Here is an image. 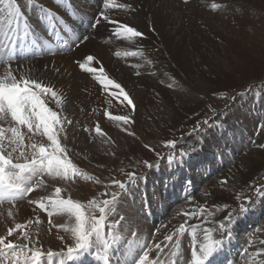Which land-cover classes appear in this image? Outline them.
I'll return each instance as SVG.
<instances>
[{
    "label": "bare ground",
    "instance_id": "1",
    "mask_svg": "<svg viewBox=\"0 0 264 264\" xmlns=\"http://www.w3.org/2000/svg\"><path fill=\"white\" fill-rule=\"evenodd\" d=\"M210 1L212 0H189V2L185 4L183 0H115L116 4L126 3L131 7H125L123 9L113 8L110 10V15L115 19L136 27L139 31L144 33L140 38H132L129 40L116 36L114 30L106 24L101 25L98 30L95 31L89 28L95 13L99 8H102V4H100L101 0H55V3L62 8H67L70 4L73 9L78 10L75 11V14L85 20V27L79 28L80 32L77 33V37L80 36L81 31H85V34L90 36L86 46L78 45L73 47V41L75 40L65 31V26L66 28L69 26L78 28L77 26L67 23L65 26H62L57 23V28L61 31V35L57 38V42L54 41L55 38L50 41L49 38L45 37L49 40V43L46 44L49 50H44L40 57H37V55L44 49L45 40H42V44L40 45L37 43V46L30 47L24 53H21L18 49L14 51L13 54L15 53V55L20 53L21 57H30L20 61L16 60L18 58L9 60L7 49L0 50V76H3L5 69L11 66L10 70L13 71L17 79L21 77L26 79L39 78L40 82L54 87L58 93L56 99H58V97L65 99V111H68L67 113L73 111L76 114L77 112L73 120L76 122L77 120H81V122H83L82 124L88 126V128L86 127L87 129L91 126V129L99 126L101 132H103L107 138H105L106 136L97 135L96 133V135H93V138L95 136V138L104 139L107 142L109 150L106 152L105 156H103V154H105L104 152L98 151L99 148L103 147L101 142V144L96 143L99 142V140L95 139L94 143L87 142V133L80 130L84 125H82L80 129L77 126H75V128L73 126H66L67 129L63 132V135L59 133L58 136L59 138L66 137L69 141L75 140L76 144H78L76 148L78 152L88 155L96 165L101 166L95 168V170H97L96 172H98L100 176L109 177L117 170L116 168H118V166L133 160L131 155L135 154V145L140 148H142L141 146L145 147V145L148 147L149 145L155 146V139L153 138V141L151 139L153 136L148 137L145 134L149 129H151L152 132V128L156 127L158 129L156 136H159V138H168L170 133L172 134V127L175 125L182 124L183 126L187 121H195L197 119L195 111L197 107L203 105V100L197 98L194 91H198L202 96H207L211 92L225 89L227 83L226 81H222V76H226L224 75L226 73H228L227 76L231 79V88L240 89L247 86L252 78L258 77V73L264 70V13H262L261 17L257 20L252 19L250 14V10H264V0H220V2H224L225 4L222 5V10L217 8L210 9L212 7H207L210 5ZM47 2L51 3V0H47ZM21 3L26 5L27 0H21ZM214 3L218 2H212V4ZM33 4L37 5V8H30L29 15L32 20L36 22L34 34L37 40H39L42 35L40 31H37V28L38 30H46L47 23L43 19V14L38 10L39 0H33ZM239 7L242 11L240 14H238V11H240ZM68 13L71 17L74 16V11L72 9ZM61 44L67 46V53H58V47ZM132 53L136 54L132 55ZM86 54H92L97 57V61L88 64V67L96 69V71L92 73L80 69L76 63L77 60H81ZM72 61H74V63H72ZM100 67L104 68L103 74L105 76L120 83L129 93L130 98L133 99L136 105L133 117L137 120V123L140 124L136 133L140 135L139 141L141 139L142 144H140L141 141L139 142L133 138L127 139L126 135L121 134L122 131L120 132V128L129 131L128 124L125 125L123 121L118 120V124L116 125V120L110 121L105 119L108 114L114 117L127 115V112L131 111L132 108L127 105V101L123 100L122 96L118 95L117 89L111 86H105L97 79V77L101 75L99 71ZM56 69H59V71H56ZM174 80L178 81L183 86L188 85L189 89H192V92L187 94L178 93L180 100L177 101L170 90H168L170 89L169 84H172ZM165 83L166 85H164ZM69 97H71L72 102H74V107L72 103L68 104L67 99ZM86 105L92 108L90 109L92 112L86 111ZM158 109L162 111L161 113L165 120L164 125L160 124L157 120L160 117V114L156 115ZM237 110L239 113L237 123L234 125L229 123L227 128L230 130H234V128H244V130L242 129L244 131L243 136L239 137L240 143H242L241 150L239 151L244 150V146L251 142V149L246 150L242 157L240 155L238 159V161H242L241 164H243V166H229V169L223 171L220 177L218 176V178H216L215 183V188H218L221 185L220 182L225 178V180L228 181L225 188L223 186L220 191L217 189L218 192H208V196H205L204 199L202 198L200 201L195 200L193 203L181 209L180 212L178 211L179 213L177 216L172 215L171 221L166 223L165 227L159 229L160 234L154 239V243H157L160 239H164L166 235H171L175 229L180 227L179 224L182 222L187 223L189 217L185 214H189L192 220L189 222L190 230L188 232L191 233V237L195 235L194 242L198 245L196 247V243L190 244L189 240H187L188 238L185 239L186 235L181 236L180 240L187 242L189 246L186 248L187 252L195 249L197 250L198 248L200 253L197 252V255L202 257L205 246L208 244H215L216 242L209 236L211 235L210 232L213 230L212 227L217 229L221 228V225L224 226L227 222H232V232L225 240H218L223 244H220L204 263L233 264L235 262L234 257H237L236 261L238 264L260 263L258 259L261 255H264V245L241 251L240 248H237L239 242L237 232L240 228L249 227L247 223L252 222H247V220L250 221L251 218H256L255 221L257 220L256 215L264 208V194L261 198V206H257L254 212L249 213V210H247L240 215H231V220H229L231 208L236 202L235 199H237L240 193L246 190L244 188L253 180V176L259 172L264 165V148L259 147L260 144H264V127L256 136H253L250 127L256 126L257 121H255V118H250L249 115L244 117L246 113H242L243 111H241L240 107L239 109L237 108ZM67 113L64 112L65 116ZM167 113L171 118L167 119ZM93 119L98 122L94 124ZM141 126L144 128H140ZM25 127L27 128L26 125H19L18 122L14 121L10 113H8L4 119L0 120V128L4 129L2 140H6V142L2 143L0 141V143L4 145L7 151L10 148L8 147L9 142L13 139L11 132L12 128H17L20 131L23 137V151H25L26 155H28L29 149L32 150L30 147L32 141H39L40 143L43 141V139L39 137V134H37L38 132L32 137L35 138V140H30L28 130ZM214 128L213 132L209 133L204 139L205 141L203 142L202 148L208 146L212 148L221 147L224 141L221 139L222 137L216 128L220 131L222 130V126H214ZM174 134H176L177 141L184 139V134L182 132L176 130ZM14 153L19 156V151ZM210 153H212V151H209V154ZM145 155V158L150 162L157 160L152 148L147 149ZM223 155L227 156L229 160V155L231 154L228 155L225 153ZM189 157L180 158L172 162V165H166L164 170L165 175L167 176L170 171H174L175 168L179 170L185 165L188 167L187 171H190V165L196 159L202 160L201 157L198 158L199 156H193L194 160H189ZM219 159V161H222V157L219 156ZM14 162H16V160ZM178 170L176 169V171ZM152 172L153 171L148 168L144 173V177H140L138 180L139 182L135 181V187L137 186L144 191L147 205L151 202L149 196L152 190L147 189L146 184L150 182L148 179ZM157 173L158 172L155 173L154 178L158 176ZM187 173L191 174L190 172ZM181 174L180 171L179 176H182ZM205 174L206 171H203V176H205ZM193 177L195 178V176H192V178ZM42 178L46 179V181L43 182V186L40 187L41 190L25 195V197L28 198V202L26 200V202L18 204L13 214V219L7 218L6 213L8 210H5V207H0V236L6 237L5 234H7L9 228L14 226L13 223L15 222L22 223V227L27 223V226H24L25 229H20L18 234L15 235L16 240H12L10 237L6 238L12 243L16 241L21 242L20 239L22 235H25L24 233L28 234L32 229L31 231L33 232H30L32 233L30 235H34V239H32V241H26L25 243H45L48 246L34 248L29 247L28 244V247H17L16 251L20 253V264H25V261L30 259L32 252L36 250H39L41 253L43 252L38 264H61V261H63V264H86V262L89 261L87 258L90 257L91 253H94L92 259L96 264H108L110 252L112 253V251L119 252V254H117L118 256H116L119 262L126 261L127 263H131L134 261V258L136 259L132 252L135 249L134 247H131L130 250V247L126 246L127 248H123V251H121V247H118L124 238L123 235L126 234V236H128L127 233L122 231L120 232L121 235L118 236L119 239L115 242L112 239L110 243H104L102 233L99 240L93 237L94 247L90 250V253L84 254L77 260H69L66 255L67 248L75 243L72 231L76 227L74 213H69L67 211L58 212L50 208L49 216H43V212L37 207V203L35 202L50 203V201L53 200L50 196L55 194L56 188H63L64 190L65 185L66 190L61 194L62 199H71L74 203H80L87 216L90 209L85 203L87 201L89 203L90 201H95L94 196L99 193V191H102L104 186L86 182L85 187H79L77 184L78 187H75V185H71L62 178L57 179L55 173H45L42 175ZM147 180L148 182L146 183ZM155 180H158V178H155ZM175 182L176 181H173V179L168 182L170 183L169 190H172V192L177 190H175ZM107 183V190L115 194L113 186L110 185L109 182ZM159 186L160 184L157 185L158 188ZM135 192H137L136 188H134V193ZM176 193L177 192H174V195H177ZM262 193L263 192H261V194ZM128 199L129 198H127V200ZM30 200L35 202L30 203ZM163 201L164 200L157 204H161L162 209L165 211L167 202L165 203ZM220 206L224 208L220 209ZM218 209H220L219 212H217ZM124 213L125 211L120 212L122 215ZM94 214L96 216L99 215L98 205L97 208H95ZM153 214L156 216L155 212H153ZM150 216H152V218L154 217L152 213ZM124 217L123 219L125 220L128 219L129 216ZM157 217L159 218V216ZM260 218L263 220L262 223L259 220ZM260 218L258 219L259 221L257 220L254 222V224L257 225L255 226L258 232L259 228L264 230L263 215H260ZM153 219L155 220V218ZM49 221H51V223H49ZM123 221H120L122 230L127 228V221ZM202 225L203 227L201 228L200 226ZM143 230V227H141L134 231L137 232L138 235L142 234ZM203 233H206V235L204 236ZM263 235L257 236V242H264ZM60 237L67 246L50 247L53 244L52 242L58 238L60 239ZM107 243L110 244L109 250H107V247H109ZM43 248H47L48 251H43ZM184 248L185 247H182V250H184ZM230 248H234L233 254L227 253ZM151 250L152 252L154 251L153 255L157 254L156 252L158 250L155 247H152ZM49 252L53 253L51 258L48 257ZM151 255L149 259L153 261L155 257ZM11 256L12 252L5 250L2 258H0V264H9ZM230 260L233 262H230ZM133 263L134 262H132V264ZM185 263L193 264V261L189 258L188 262Z\"/></svg>",
    "mask_w": 264,
    "mask_h": 264
},
{
    "label": "rangeland",
    "instance_id": "2",
    "mask_svg": "<svg viewBox=\"0 0 264 264\" xmlns=\"http://www.w3.org/2000/svg\"><path fill=\"white\" fill-rule=\"evenodd\" d=\"M214 1H217L218 3L212 4V2ZM19 2H21V0H19ZM222 5H225L224 2H220V0H212L210 1V5H208L207 7L209 8L212 7L210 9L217 8L219 10H222ZM239 10H240V7H239ZM219 12L222 13L221 11ZM241 12H242L241 10L238 11V14H240ZM250 12L249 13L251 14V18L254 20H257L261 17V14L264 13V10L254 9V11L250 10ZM72 63H74V61H72ZM224 75L226 76H222V81H226L227 83L225 89H222V90L219 89L218 91L211 92L207 96H204V95L202 96L198 91H194V93H196L197 98L203 100L202 101L203 105L197 107L195 111L196 112L195 115H197V119L195 121H187V123L183 124V126L182 124L175 125L174 127H172L173 128L171 130L172 134L170 133L168 138H165V137L159 138V136H156L157 135L156 132L158 130L156 127L152 128L153 130L152 132H151V129H149L145 134L148 137L153 136L151 137V139L152 141H153V138L155 139L154 141L155 146H152V145H149V147L141 146L142 148H140L139 146L135 145L134 146L135 154H133L134 156L131 155L133 157V160L129 161V163L118 166V168H116L117 170L114 171L109 177L100 176L98 172H96L97 170H95V168L97 167L99 168L101 166L96 165L88 155L79 153L78 149H76L78 147V144H76L75 140L69 141L68 138L66 137H63V138L62 137L59 138V136L57 137L61 143V147L66 149L65 155L67 156L68 160L74 166V169H75L74 172L72 169L69 170L67 178H64L62 175L58 176L55 174L57 179L62 178L66 182L68 181L71 185H75V187H78L77 185H79V187L80 186L85 187L86 182L95 183V184L104 186V189L102 191H99V193H97L94 196L95 201H90V202H95L96 208H97V205L98 206L102 205L104 200H112L113 193L107 190L106 188L108 184L107 182H109L110 185L113 186L114 188L113 190L115 191V194H116V200L114 201L113 204L109 205L106 209V220L103 226V230L101 232L103 242L110 243V241H112L114 237L120 236L121 235L120 232L122 231L127 233L128 236H126V234L123 235L124 238L118 247H121L120 248L121 251H123V248H127V247H130V250H131V247L135 248L132 251L134 253V256L136 257V259L134 258V261H132L134 262L133 264H135V261L139 257V255L137 254H142V252L145 250L149 251V256L151 254L153 255L154 251L152 252L151 249L152 247H155V244H156L154 243V239L160 234L158 230L162 227H165L166 223H169L171 221L172 215L177 216L180 210L186 207L188 204L193 203L195 200L200 201L202 200V198L204 199L205 196L206 197L208 196V192H218V190L220 191L223 188V186L225 188L228 182L225 180V178L223 179L224 182L223 181L220 182L221 185L218 188H215V183H216V178H218V176L220 177V174L223 171H226L227 169H229L230 168L229 166H232V165L234 166L242 165L243 166V164H241L242 161L240 160L238 161V159L240 158V155L242 157V155L245 153L246 150L251 149L252 147L251 142L246 144V146H244V150L239 151L241 150V146H242L241 145L242 143H240L239 137L243 136L244 128H238V129L234 128V130H230L229 128H227V125L229 123H232L233 125L237 123L239 119L238 118L239 113H238L237 108L239 109L240 107L241 111H243L242 113L244 114L246 113L244 117H246V115H249L250 118L251 117L255 118V121H257V124H256L257 127L256 126L254 127L252 126V128L250 127L251 134L253 136H256L260 132V130L264 127L263 125L264 124V70L258 73V77L252 78L247 86L240 88V89L234 88V87L231 88L232 82L229 76H227L228 73ZM164 85H166V83ZM184 86L175 80L173 81L172 84H169L170 89L168 90H170L171 94L174 96V98L177 101L180 100L178 93L187 94V93L192 92L191 91L192 89L191 88L189 89L188 85H186L185 87ZM56 98H55L56 102L49 103V106L52 107L54 111L58 112V119L62 120L61 121L62 123L60 122V124L57 125L55 128V130L58 131L57 132L58 135L59 133L63 135V132H65V130L69 126H73L74 128L75 126H77L79 129L82 128V125L84 124H82L83 122H81V120L80 121L77 120V122L73 120L77 112L76 114L73 111L70 113H67L68 111H65V99L64 98L62 99L61 97L60 98L58 97V99ZM70 99L71 97L67 99L68 104L72 103L74 107V102H72V99L71 100ZM56 105L59 107H57ZM90 109L92 108L86 105V111L92 112V110ZM249 111L251 112V114ZM64 112L67 113L66 116ZM161 112H162L161 109L157 110L156 115L160 114L159 115L160 117L157 120L160 124L164 125L165 120ZM134 114H135V111H133L132 109L131 111L127 112V115L130 117V122L128 123L129 131H126L125 129L120 128V132L122 131L121 134L126 135L127 139L133 138L139 141L140 135H138L136 131L138 130L139 128L138 126L140 124H138L137 120L133 117ZM166 117L167 119L171 118L168 113L166 114ZM114 118L115 117L111 116L110 114H108L107 117H105V119H108L110 121H115L116 119ZM67 119L71 120L72 124L70 125L66 124L65 120ZM132 120H134V123L132 122ZM93 121H94V124L98 122L95 119H93ZM205 121H207V123H205ZM117 122L118 120H116L115 122L116 125L118 124ZM214 126H222V130L220 131L219 129L216 128V130L220 133V136L222 137L221 139H223L224 141L221 147H219L221 149H219L218 147L212 148L210 146L202 148L203 142L205 141L204 139L206 138L207 135H209V133L213 132V130L215 129ZM86 127L88 128V126L84 125L83 128L80 130H82V132L87 133L86 135L87 142L94 143L95 139L99 140V142H96V143L99 144L101 142L103 147L99 148L98 151L104 152L105 154H103V156H105L106 152L109 150L107 142L104 139L101 140V139L95 138V136L93 138L96 127H93L91 129L92 127L91 126L89 128L90 131L89 129L88 131H85V129H87ZM140 128H144V127L141 126ZM176 130L184 134L183 140L177 141L178 139L176 138V134H174ZM37 134H39V137L43 139L41 143H44V142L48 143L46 137H42L39 132ZM88 134L89 136H92V137H89ZM100 135L104 137L106 136L103 134V132H101ZM105 138H107V136ZM32 140H35V138H32ZM0 141L2 143L6 142V140H0ZM140 141H139L140 144H142L141 139ZM33 142L35 141H32V143ZM169 142H172V144H170ZM36 143L39 144L40 142L36 141ZM149 148H152V150L155 152V155L157 157L156 161L150 162L148 159L145 158L146 150ZM8 151L10 152L11 148H9ZM209 151H212V153L209 154ZM36 152H38V148L36 149ZM225 153L228 155L231 154L229 155L230 156L229 160L227 156L223 155ZM32 155H33V149L32 150L29 149L28 155L26 156L31 158ZM193 156L195 157L199 156L198 158L201 157L202 160L196 159L190 165L191 167L190 171H187L188 167H186L185 165L184 167H181V169L178 170V168H175L174 171L172 170L169 172V175L167 176L165 175L164 170H165L166 165H169V164L172 165V162L179 160L180 158H183V157H189L190 158L189 160H194ZM219 156L222 157V161H219L220 160ZM17 157L18 155H15V153L13 152L11 158L15 161L17 160ZM83 160L85 163L83 162ZM21 162H24V160L21 159ZM148 168L151 171H153L149 179L147 178L148 180H150V182H148L147 180L146 183L147 182L148 183L147 184L144 183L147 185V189L152 190L149 196L150 201H151V202L149 201L150 202L149 205H147V203L145 202L146 197H145L144 191L141 188H138L137 186L135 187V183H136L135 181H138L140 177L142 176L144 177V173L146 172ZM176 169L178 171H176ZM159 170H163V171H159ZM180 171L182 173L181 174L182 176H179ZM203 171H206L205 176H203ZM156 172H158L157 173L158 176L155 178L156 179L158 178V180H155L154 178V175ZM187 172H190L191 174ZM129 173L133 174V179H129ZM192 176H195V178L194 177L192 178ZM253 177H254L253 180L244 188L246 190L240 193L237 199H235L236 202L231 208L230 215H240L241 205H243L245 208H248L247 210H249V213L254 212L257 206H261V200H262L261 198H262V195L264 194V191H261L263 192L262 194L261 192L258 194L256 189L264 190V165L259 170V172H257ZM40 179L43 182L46 181V179H43L42 177H40ZM172 179L173 181L174 180L176 181L175 190L176 189L177 190L174 192H177L176 193L177 195H174V192H172V190H169L170 183L168 182L172 181ZM116 182L124 183L126 185V189L124 190L120 189ZM158 184H160L159 188L157 187ZM134 188H136L137 190V192L135 193H134ZM60 189H61V193L59 194V198L62 199L61 194L64 190H66V186L64 185V190L63 188H60ZM40 190H41L40 187H35V191H40ZM50 197L53 200L56 199L57 198L56 191H55V194H52ZM127 198L129 199L127 200ZM26 200L28 202V198L24 196L22 199H17L16 201L0 202V207H5V210H8V212L6 213L7 218L13 219L14 218L13 214L18 204H21L22 202H26ZM162 200H164L163 202L165 203L167 202L166 204L167 208H165V211L162 209V205L160 203H159L160 205L157 204L158 202ZM2 203H10V204H2ZM44 204L46 207L45 209H40L43 212L41 213L42 215L44 214L43 216H49V212H50L49 209L52 208L51 203L46 202ZM85 205L91 210L92 208L91 203L87 201ZM221 208L223 209L224 207L220 206V209ZM220 209H218L217 212H219ZM261 210L262 211H260L259 214L263 215V218H264V214H263L264 208H262ZM121 211H125V213L122 215L120 214ZM9 212H11L12 215H9ZM153 212L156 213V216L155 214H153ZM149 213H152V215L154 216L153 218H155V220L152 218V216L148 215ZM259 214L256 215L257 220L260 218ZM185 215L189 218L187 220V223L182 222L181 224H179V226L182 224L184 225V230L182 232L178 231L180 229L179 227L175 229L173 233H171V235H173L172 241H165L164 239H160L157 241V243L160 242L162 244V249L158 250L156 252L157 254L153 255L155 257L153 261H157L158 264H187L185 262H188L189 258L192 259L191 257L192 251L187 252L186 250V248L189 247L187 242L180 240L181 236L186 235L185 239L188 238L187 240H189L190 244L196 243L194 242L195 235H192L191 237L190 236L191 233L188 232L190 230L189 222L192 220L190 217L191 215L189 214H185ZM124 216H129V217L128 219H125L127 221L126 222L127 228L122 230L120 227V221L122 222L124 220L123 219L125 218ZM157 216H159V218ZM255 219L251 218L250 221L247 220V222H252V223H247V226L249 225V227H244L242 229L240 228L241 230L238 229L239 231L237 230L238 231L237 236L239 238L237 248L238 249L240 248L241 251L249 250L252 248H257L259 247V245H262V246L264 245V242H260V241L257 242L258 241L257 236L263 235L264 230H261L259 228V232H258V229L256 227L257 225L254 224V222L257 221V220L255 221ZM261 219L262 218H260L259 220L262 223L263 220ZM13 224L14 226H12V228L15 229V225L20 224V223L15 222ZM20 225H21L20 229L22 230V228L25 229V227L27 226V223L24 224L25 227L24 226L22 227V223ZM141 227H143L144 229L143 233L137 235V232H135L134 230L141 228ZM200 227L202 228L203 225ZM231 227H233L232 222L225 223V225L221 228L216 229L212 227L213 230L212 232H210L211 235L209 236L215 241H218V240L223 241L232 232ZM45 228L47 229L46 226ZM20 229L15 230L13 232V235L10 237L12 240L15 239V235L18 234ZM31 230L27 234L28 235L27 239H24L25 235H22L21 239L23 240L20 239L21 242L16 241L14 244H16L18 247H24L25 245H27L28 247L29 243H25V242L32 241V239H34L33 238L34 235L32 236L30 235L32 234L30 232H33ZM206 233L205 234L203 233L204 236L206 235ZM5 236L7 238L9 237L8 232L7 234H5ZM58 239L54 240V242H52L53 244L50 247H66L67 246L65 245L61 237L59 240ZM109 243H107V245ZM72 245H74V243L71 244V246ZM195 245L197 247L198 244L196 243ZM29 247L35 248V247H48V246L45 243H32L31 244L30 242ZM182 247H185L184 250H182ZM109 248H110V244H109V247H107V250H109ZM42 250L48 251L47 248H43ZM195 251L200 253V250H198V248L197 250L195 249ZM233 252H234V248H230V250L227 253L233 254ZM117 254H119V252H115V251H112V253L110 252V257H109L110 262L108 261L109 264H128L129 263V262L127 263L126 261L119 262V260H117L116 258V256H118ZM93 255L94 253H91L90 257H88L87 260L89 261L93 260L92 259ZM234 258H235V262L233 264H238V262L236 261L237 257H234ZM258 260L260 262L259 264H264V255H261ZM132 262L129 264H132Z\"/></svg>",
    "mask_w": 264,
    "mask_h": 264
},
{
    "label": "snow or ice",
    "instance_id": "3",
    "mask_svg": "<svg viewBox=\"0 0 264 264\" xmlns=\"http://www.w3.org/2000/svg\"><path fill=\"white\" fill-rule=\"evenodd\" d=\"M183 2L187 4L189 0H183ZM100 4H102V8H99L95 13L94 19L90 23V29L95 31L101 25L106 24L114 30L116 36L129 40L132 38H140L144 35L136 27L115 19L110 15V10L113 8H130V5L126 3L116 4L115 0H101ZM30 8H37V5L33 4V0H27L26 5L19 2V0H0V50L7 49L9 60L13 59V52L17 49L21 53H24L30 47L37 46V37L34 34L36 22L29 15ZM38 10L43 14V19L47 22V29L44 32L45 36L49 39L60 37L61 31L57 28V23L62 26H65L66 23L75 25V21L69 15L68 9L56 4L55 0H51V3H48L47 0H39ZM74 11L78 10L74 9ZM77 27L80 26L77 25ZM65 31H67L66 26ZM89 39L90 36L85 34V31H81L77 40L73 41V47L78 45L86 46ZM44 42L47 44L49 40H45ZM135 54L132 53V55ZM81 60L76 61L80 69L88 73L96 71V69L88 67V64L97 61L96 56L86 54ZM10 68L11 66L5 69L3 76H0V120L4 119L10 113L12 119L18 122L19 125L27 126L30 140L36 132H39L42 137L47 138L48 143H31L30 146L33 149V155L30 158L23 151V137L20 131L17 128L11 129L13 139L10 140L8 145L11 151H7L4 145L0 143V202L16 201L17 199H22L28 193H34V186H43V181L40 177L45 173H55L58 176L62 175L64 178H67L70 169L73 172L75 171L74 166L65 155L66 149L61 147V143L57 138L58 133L55 128L61 122L58 119V112L49 106V103L56 102L57 91L53 86L40 82L39 78L26 79L21 77L17 79ZM56 71H59V69H56ZM99 71L101 75L97 79L103 85L117 89L118 95L122 96L123 100L127 101V105L131 106L132 110L135 111L136 105L125 88L120 83L105 76L103 74V67H100ZM114 119L123 121L125 125L130 122L128 115L116 116ZM132 122L134 123V120ZM65 123L70 125L72 121L66 120ZM85 131H88V129H85ZM3 132L4 129L0 128V140L3 138ZM95 133L97 135L101 134L99 126L95 128ZM169 143L172 144V142ZM259 147L264 148V144H260ZM37 148L38 152H36ZM17 151H19V156L16 162H14L11 158L12 153ZM21 159L24 162H20ZM129 179H133L132 173H129ZM116 183L120 189H126L124 183ZM256 191L259 194L264 190L256 189ZM60 192L61 189L56 188L57 198L51 200L50 203L55 211H67L75 215L76 227L72 230L75 243L67 248L66 255L69 260H77L84 254L90 253V250L94 247L93 237L97 240L101 238V230L106 220V209L114 203L116 194H113L112 200L103 201L102 205L99 206L98 216L94 214L96 208L95 202H90L92 208L86 216L80 203H74L71 199H60ZM29 202L33 203L35 201L30 200ZM35 203H37V207L40 209H45L46 207L42 202ZM247 209L241 205V214L246 212ZM9 215H12V213L9 212ZM229 220H231L230 214ZM20 228V224H16L15 229L9 228L8 236L11 237L14 230H19ZM183 230L184 225L182 224L178 231L182 232ZM25 239H27V234H25ZM117 239L119 238L114 237L113 241L115 242ZM164 240L172 241L173 235H166ZM221 243V241H216L215 244L206 245L202 257L198 256L197 252L193 250L191 253L193 264H204L205 260L208 259ZM17 247L16 244L9 241L6 237L0 236V258H2L5 250L11 251L12 256L9 264H20V253L16 251ZM24 247H27V245ZM155 248L161 250L162 244L156 243ZM52 255V252L48 253L49 258ZM41 256L42 253L36 250L32 252L30 259L26 260L25 264H38ZM61 264H63V261H61ZM135 264H158V262L150 260L149 251L145 250L139 255Z\"/></svg>",
    "mask_w": 264,
    "mask_h": 264
}]
</instances>
